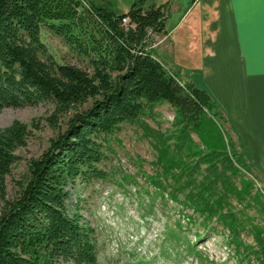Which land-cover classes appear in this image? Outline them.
<instances>
[{"label":"trees","instance_id":"16d2710c","mask_svg":"<svg viewBox=\"0 0 264 264\" xmlns=\"http://www.w3.org/2000/svg\"><path fill=\"white\" fill-rule=\"evenodd\" d=\"M149 1L135 0L117 13L90 0H0V111L51 103L55 127L69 116L42 155L28 162L13 198L7 178L31 131L20 120L0 129V264H99L95 228L78 204L69 212L68 186L78 178L86 184L109 178L100 166L105 146L125 123L138 124L155 141L161 171L149 183L160 193L171 187L166 194L192 210L190 220L199 216L206 227L216 218L240 242L243 226L228 200L263 199L253 179L241 177L240 187L235 180L244 172L258 177L211 92L182 82L151 46V36L165 29L166 11L147 7ZM43 28L86 57L92 71L57 62ZM165 104L175 117L173 129L162 134L143 117ZM254 230V254L264 264V228Z\"/></svg>","mask_w":264,"mask_h":264},{"label":"rangeland","instance_id":"374dc122","mask_svg":"<svg viewBox=\"0 0 264 264\" xmlns=\"http://www.w3.org/2000/svg\"><path fill=\"white\" fill-rule=\"evenodd\" d=\"M90 1L117 13H125L135 0ZM165 1L150 0L146 6ZM41 36L49 54L57 62L92 71L87 58L74 52L61 37L47 28L42 29ZM150 44L154 48L159 45L155 35L151 36ZM164 47L165 44L161 43L162 51ZM165 51L169 52L168 48ZM162 57L170 58L166 53ZM170 65L168 67L173 71L180 72ZM180 76L183 77L182 82L190 81L182 74ZM54 108L51 103H42L19 108L7 107L0 111V129L20 120L31 131L27 145L17 150L20 161L7 178L9 198L17 195L18 182L24 179L28 162L40 157L50 146L51 140L66 128L69 116L63 117L57 127L49 120ZM174 117V108L165 104L156 107L153 116H144L143 120L155 131L164 134L173 129ZM226 128L228 134L238 141L240 146L237 148L242 146L245 149L229 123H226ZM109 142L105 146L107 157L100 164L109 172V178L93 180L89 184L78 178L76 183L68 186L71 193L67 202L69 212L72 213L78 204L84 219L95 228L99 264H259L258 256L254 254L258 250L254 227L264 228V177L259 172L254 171L258 179L248 172L235 178L239 187L241 177L253 179L257 190L263 195L259 201L249 196L228 200L243 226L241 243H236L231 240L229 229L216 218L209 220L206 227L199 216L193 215V221L190 220L192 210L184 208L166 194L171 187H168L167 192L160 193L154 183H149L147 178H154L161 171L159 153L154 146L155 141L147 137L138 124H123L109 138ZM246 155L248 164L252 166L247 151ZM250 157L253 165L264 170V153L258 155L260 165L256 164L255 157ZM162 181L170 182L171 179L163 176ZM255 192L256 189L251 191L252 196ZM185 196V193H180L178 198L184 200Z\"/></svg>","mask_w":264,"mask_h":264},{"label":"crops","instance_id":"0c3cea01","mask_svg":"<svg viewBox=\"0 0 264 264\" xmlns=\"http://www.w3.org/2000/svg\"><path fill=\"white\" fill-rule=\"evenodd\" d=\"M153 4L163 5L166 11L165 29L155 34L159 45H152L153 49L184 77L211 92L245 146L252 167L264 177V170L253 165L250 157L260 165L258 155L264 153L261 0H166ZM161 43L165 44L163 51ZM163 52L170 58L164 59Z\"/></svg>","mask_w":264,"mask_h":264},{"label":"snow or ice","instance_id":"6c2138e0","mask_svg":"<svg viewBox=\"0 0 264 264\" xmlns=\"http://www.w3.org/2000/svg\"><path fill=\"white\" fill-rule=\"evenodd\" d=\"M236 2H240V0H236ZM262 5H264V0H261Z\"/></svg>","mask_w":264,"mask_h":264},{"label":"built area","instance_id":"2783aa9c","mask_svg":"<svg viewBox=\"0 0 264 264\" xmlns=\"http://www.w3.org/2000/svg\"><path fill=\"white\" fill-rule=\"evenodd\" d=\"M128 20L127 19H124V22H127Z\"/></svg>","mask_w":264,"mask_h":264}]
</instances>
